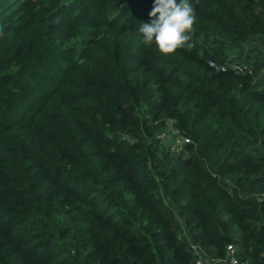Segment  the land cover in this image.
<instances>
[{
    "label": "trees",
    "instance_id": "obj_1",
    "mask_svg": "<svg viewBox=\"0 0 264 264\" xmlns=\"http://www.w3.org/2000/svg\"><path fill=\"white\" fill-rule=\"evenodd\" d=\"M191 2L0 0V264H264V0Z\"/></svg>",
    "mask_w": 264,
    "mask_h": 264
},
{
    "label": "clouds",
    "instance_id": "obj_2",
    "mask_svg": "<svg viewBox=\"0 0 264 264\" xmlns=\"http://www.w3.org/2000/svg\"><path fill=\"white\" fill-rule=\"evenodd\" d=\"M150 22L141 23L138 31L145 45H156L161 54L191 47L196 13L191 0H154Z\"/></svg>",
    "mask_w": 264,
    "mask_h": 264
},
{
    "label": "built area",
    "instance_id": "obj_3",
    "mask_svg": "<svg viewBox=\"0 0 264 264\" xmlns=\"http://www.w3.org/2000/svg\"><path fill=\"white\" fill-rule=\"evenodd\" d=\"M176 141L177 143L171 147V150H174L175 152H179L183 144L188 142L187 139L182 138H180V140L177 138ZM261 197L264 198V193ZM190 248L195 257L193 264H246L237 258L236 249L232 245L226 246L224 257L217 259L209 257L207 253L197 245H191Z\"/></svg>",
    "mask_w": 264,
    "mask_h": 264
},
{
    "label": "rangeland",
    "instance_id": "obj_4",
    "mask_svg": "<svg viewBox=\"0 0 264 264\" xmlns=\"http://www.w3.org/2000/svg\"><path fill=\"white\" fill-rule=\"evenodd\" d=\"M180 140V138H178Z\"/></svg>",
    "mask_w": 264,
    "mask_h": 264
}]
</instances>
